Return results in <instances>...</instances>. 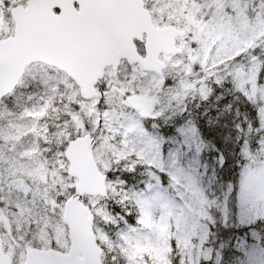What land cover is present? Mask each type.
<instances>
[{"label": "snow or ice", "instance_id": "snow-or-ice-1", "mask_svg": "<svg viewBox=\"0 0 264 264\" xmlns=\"http://www.w3.org/2000/svg\"><path fill=\"white\" fill-rule=\"evenodd\" d=\"M0 264H264V0H0Z\"/></svg>", "mask_w": 264, "mask_h": 264}]
</instances>
